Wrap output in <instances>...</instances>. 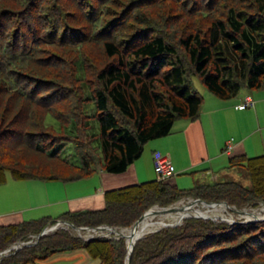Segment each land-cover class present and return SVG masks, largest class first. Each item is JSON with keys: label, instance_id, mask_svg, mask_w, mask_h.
Here are the masks:
<instances>
[{"label": "trees", "instance_id": "1", "mask_svg": "<svg viewBox=\"0 0 264 264\" xmlns=\"http://www.w3.org/2000/svg\"><path fill=\"white\" fill-rule=\"evenodd\" d=\"M5 1L0 0V186L7 183L8 173L15 181L64 183L91 179L101 170L126 173L150 142L171 135L178 121L200 117L204 97L193 85L194 76L222 101L234 100L245 90H264V0H208L199 5L187 0L181 13H175L179 0H9L16 7ZM157 7L166 9L163 16L149 13ZM70 10L78 11L81 19ZM180 20L184 26L176 27ZM63 23L90 29L88 40L84 29L65 33ZM133 24L139 26L135 36L120 42ZM90 42L102 46L101 68L92 67L81 52ZM56 50L62 59L66 50L75 53L65 77L47 60L59 55ZM40 58L43 64L37 63ZM70 82L79 96L74 108L59 111L54 105L64 100L52 94L53 88ZM88 103L96 107L91 116L85 111ZM35 107L41 111L36 113ZM50 118L58 127L48 123ZM91 120L97 122L98 133L90 134ZM48 128L60 138L44 135ZM71 147L76 164L63 157ZM21 148L56 166L49 170L42 162H11ZM230 164L247 172L252 187L231 181L182 190L157 180L110 191L103 210L0 227V253L35 240L60 222L126 229L151 208L184 199L236 207L264 201V157L235 156ZM77 249L103 264H126L128 256L124 239L85 241L60 229L0 258V264H32ZM262 263L264 222L231 227L203 219H188L181 227L138 241L132 258V264Z\"/></svg>", "mask_w": 264, "mask_h": 264}, {"label": "crops", "instance_id": "2", "mask_svg": "<svg viewBox=\"0 0 264 264\" xmlns=\"http://www.w3.org/2000/svg\"><path fill=\"white\" fill-rule=\"evenodd\" d=\"M249 97L255 102V107L244 110L238 109V106ZM165 139L159 140L165 141V146L162 143L157 146L155 143H159V141L150 142L145 147L142 157L131 165L124 174L113 175L101 170L89 180L61 182L68 186L71 185L70 188L66 189V191L70 189L71 192L59 200L58 203H62L59 205L66 207V211L59 216L65 213L103 210L106 207L105 194L107 192L159 180L154 163L156 155L163 154L160 152L170 153L173 157L174 152L176 153L173 160L181 165V173L179 174L195 172L198 168H205L206 165L210 164L212 166L215 159H222L226 156V161L222 160L228 164V168H224L226 171L219 174L208 167L202 176V179L206 181L200 179L202 181L195 182L191 187L192 189L199 186L215 185L220 182L221 178L228 177L229 173L237 169L230 167L231 157H264V90H245L231 101H222L211 94H205L200 117L196 120L178 121L172 134ZM230 142H233L231 152L228 151ZM207 180H212V182ZM83 181H89L83 184L85 185L83 190H87V192L85 191L86 193L80 195L79 189L72 185ZM25 182V192L19 191L18 184L11 194L1 196L3 193L0 192V227L37 220L35 219L36 216L47 205L46 201L43 200L46 190L43 193L38 186L39 182L42 181L29 180ZM171 182L180 188L177 179L172 177ZM4 185L0 186V189L7 187ZM28 215L33 217L29 219L27 218ZM96 261L103 264L100 260L94 259L87 250L77 249L60 252L48 259L38 260L32 264H96Z\"/></svg>", "mask_w": 264, "mask_h": 264}, {"label": "rangeland", "instance_id": "3", "mask_svg": "<svg viewBox=\"0 0 264 264\" xmlns=\"http://www.w3.org/2000/svg\"><path fill=\"white\" fill-rule=\"evenodd\" d=\"M17 1H19V0H17ZM73 1L76 2V0H73ZM204 1L206 3V1H208V0H200V1L198 0V3L196 1V4L199 5L202 2H204ZM5 2H9L8 5H10V6H13V7L15 6V4L13 3V1L11 2L9 0L8 1L6 0ZM94 2H96V1H94ZM179 2L180 3H179V6H178V9H177V11H175V13H181V12H183V11H180L179 9H180V7L182 8L183 2H184V4L187 3V0H179ZM196 4H192L189 7L192 8ZM171 5H172L171 2H168L167 3L168 8H170V9L172 8L171 10L175 9L173 7V5L172 6ZM184 8L185 9L187 8V4H186V6H184ZM165 10L166 9H161V8H158L157 7L156 9H154V11H151V12L149 11V13L150 14H153L154 13L155 15L156 14L157 15L158 14H161L163 16L164 13L166 12ZM70 12H72V13H70L71 15L74 14V16H75L74 18H76L77 20H78V18L81 19V17H80L81 15H80V13H78V11H76V10H70ZM66 13H68V12H66ZM66 19H68V18L66 17ZM66 22H68V21H66ZM183 26H184V22H183V20L182 21L180 20L176 27H183ZM61 27H62V29H64V32L65 33H67V31H73V30H75V28L78 31H81V30L84 29L85 30L86 39L89 38V31H90V29H88V28L85 29V28H83V26H78V25H74L73 26L70 23H63V25H61ZM128 28H129L128 34H126L125 39L122 38L120 40V42L122 40H125L126 42H130V41H127V40L129 38L134 37L135 36V33L137 32V30H139V26L134 25V24L132 25V27H128ZM61 32L59 33V35H61ZM61 37H59L58 40L61 39ZM69 39H70V37H68L67 42L69 41ZM89 41H90V39H89ZM69 42H72V41H69ZM81 48H82L81 49V52H83L84 57L86 58V60L90 63V65L92 67H94V66H96L98 68L103 67V65L105 64V59H104V55H103V51H102L101 44H95V43L90 42L89 44H86V45H84ZM47 49L48 50H53L50 47H47ZM55 53H59V51L56 50ZM48 54H50V53H48ZM72 54H75V53L72 52ZM72 54H71V51H67L66 50V55H64V59L65 60L62 59V58H60V57H58V56L62 55L61 53H59V55H57V54H54V55H51V56L50 55L49 56L47 55L49 59L45 55L44 58H47V60H50V62L53 65V68H56L57 73L59 75L65 77L66 71L67 70H71V67H69L70 66L69 63L72 62V60H71ZM43 61H44V59H41L40 58L37 63L38 64L39 63H42L43 64L44 63ZM57 78H59V77L57 76ZM192 82H193V85H194L195 89L198 91V93L202 97H205V94H211L206 89V87L204 86V84L202 83V81L198 77L194 76L192 78ZM73 87H75V85L70 82V84H66L64 86H56V87L53 88L52 94H55V97H57V98H59V96H60L61 100H64L61 103H58L57 105H54L57 110L64 112L66 110H69L70 105L74 108V106H75L74 102L77 100V97L79 95H76L75 94V93H78V92H77L76 88L74 89ZM60 90H64V91H61L60 92ZM69 93H70V95H68ZM46 104L48 106H52L51 103L48 100H47V103ZM39 106H40V104H39ZM34 111L36 113L37 112L39 113L41 110H39V108L37 107L36 109H34ZM34 111H32L33 114H35ZM85 111H86V114L87 115L91 116V115H93L95 113L96 107H95L94 104L88 103L86 105V107H85ZM48 123L49 124H53L56 127H58L57 126L58 123L56 122V120H53V119L50 118L48 120ZM90 124L93 127L90 130V134L98 133V125H97V122L91 120ZM42 132H44V135L47 134L50 138H53V136H55L56 137L55 140H58L60 138V136L57 134V132H54L50 128H48L46 131H42ZM159 140H166V139L165 138H162V139H158V140H155V141H159ZM161 143H162V145L165 146V141H159V143H155V144H157V146H158ZM154 149H156V148H154ZM160 153H163V155H166V156H170L171 157L172 161L174 162L173 163L174 164V167H175V169H177L176 176L175 177L172 176V177L175 178V179H177V182H178L180 188H182L183 190L184 189L185 190L192 189L191 187L197 181H202V180L203 181H206V180L202 179V176H203V174L206 173L205 171L208 169V167H211L215 172H217L219 174L222 173L223 171H226L224 168H228V164H226V162L224 163L222 161V160H225L226 161V159H225L226 156H225L222 159L221 158L215 159V161H213L212 166L210 164V165H206L205 168H198V170H195V172L192 171L193 173L192 172L191 173L190 172H186L184 174H179V173H181V171H180L181 165H179V163H177L176 161L173 160L175 158V156H176V153L174 152V157L170 153L167 154V152H160ZM12 156L13 157L10 158L11 162H13V161L16 162V161H20L21 160L26 165L36 164V166L37 165L40 166V163L42 162L45 165H47V164L49 165V170L54 169V167L56 166L54 163H49V162L47 163L45 160H42V158H40V157L37 158L32 153H29V152H27L25 150L22 151V148L19 149L17 151V153L16 152L15 153L13 152V155ZM67 156H69L68 158L70 159V161L72 163H74V164L78 163L77 158L75 156H73L72 147L69 148L66 151V153L64 154L63 157L66 158ZM236 168H237L236 170H234L231 173H229V176L228 177L221 178L220 182L239 181L242 184H244L246 187H252V183H251V180H250L247 172L244 171L239 166H237ZM228 172H230V171H228ZM172 177L169 178L168 181H167L170 184L172 183L171 182ZM200 179H202V180H200ZM207 181H209V180H207ZM85 182H89V181H83L82 183H77L76 185H72V186H74V188H78L79 189L80 195H82V194H84V193L87 192V190H85L86 192L83 190V189H85V185H83V184H85ZM209 182H212V180L209 181ZM25 184H26L25 181H21V182L20 181L19 182L13 181L11 175L8 173L7 174V183L4 185V186H7V187L5 189H0V192L3 193L1 196H3L4 194H11L16 189V185H17V187H18V189H19L20 192H25L26 191V190H24ZM91 184L93 185V183H90V185ZM38 186H40V188H41V190H42L43 193H44V190H46V193H44L43 200L46 201L47 205L40 211V214H38L36 216L37 218H35V219L38 220L39 218L41 219V218H44V217L57 218L60 214H62V213H64L66 211L65 210L66 207H64L63 205H59V204H62V203H58V202H59L60 199L65 198L67 193L70 194L71 190L69 189L68 191H66V189L70 188L71 185L68 186V185H65L64 183H61V182H46V181H42V182H39V185ZM59 196H61V198H59ZM193 200H196V199H193V198L184 199V200H181V201H179V202H177V203H175V204H173V205H171L169 207L182 208L185 205H190V202H192ZM213 203H224V202H213ZM230 206L233 207V208H235V209H237L238 211H244V212L250 213L252 215H255L258 218H264V212H263V209H264V201L258 202V203H251L250 202V203L245 204L242 207H236V206H232V205H230ZM156 207H159V206H156ZM169 207H167V208H169ZM159 208H162V207H159ZM197 208H199L200 210H204V208L201 209L200 206H197ZM219 215H220V217H219ZM208 216H210L213 220H210V219H203V220H209V221L215 222V223H217L219 225H225L226 224V225L231 226V227H236L237 225H249V224L260 223V222L250 223V222H253V219L252 220H248L246 216H243L241 214L235 213V212H233L232 210H229V209H228V211L226 213H222V214L221 213H218V214L211 213ZM30 217H33V216L32 215H28L27 216V218L31 219ZM162 219L163 218H161V217L155 218V220H154V222H155L154 223V226L151 229H153L155 227L158 228L161 225L160 224L161 222H163V223L165 222L164 224H167L169 226L175 225V224H179V223H176V222L173 223V221H170L168 219H163V220ZM188 219H196V218H188ZM188 219H184L183 221H181L180 222L181 224L178 227L183 226L184 223H185V221L188 220ZM131 228L132 227L126 228V229H131ZM166 228H173V227H162V228H159V229L164 230ZM159 229H157V230H159ZM64 230H66V229H64ZM162 230H160V231H162ZM68 231L71 232L74 236L79 237V234L76 233L75 231H72L71 229L68 230ZM153 232L147 234L146 237L152 235ZM82 236L85 239H90L91 234H88L87 232H85V233H82ZM95 237L96 238L113 239L114 238V235H109L107 232H103V233L96 234ZM32 241H34V240H32ZM237 244L238 243L235 242L233 244H230V246H234V245H237ZM230 246H227V248H230ZM96 264H100V262L99 261H96Z\"/></svg>", "mask_w": 264, "mask_h": 264}, {"label": "water", "instance_id": "4", "mask_svg": "<svg viewBox=\"0 0 264 264\" xmlns=\"http://www.w3.org/2000/svg\"><path fill=\"white\" fill-rule=\"evenodd\" d=\"M222 205L226 206L229 210H232L233 212L238 213V214H241L243 216L247 213V212H244V211H238L237 209L231 207L227 203H209V202L203 201L201 199L193 200L192 202H190V205L189 206H195V207L200 206V207L206 209V208H213L214 206H222ZM156 209H159V210L163 211V213H168V212H173L175 208H173V207H169V208L154 207L151 210H149L148 212H146L132 226L131 229H119V228H114V227H109V226H102V227L94 228V229H91V228H77L76 226H74L72 224L60 222V223L56 224L55 226L47 227L39 236H37L35 238V241L34 242H28V243H23V244H19V245H14L11 248H9L8 250H6L5 252L0 253V258L7 257L11 253L18 252L19 250L23 249L24 247H32V246L36 245L40 241V239H42L43 237H46V236H48L50 234H53L56 231H58V230H60V229L63 228V229H66V230H70L71 229L72 231H75L76 233L79 234V237L82 238V239H84L85 241L94 240L96 238L95 237L96 234L103 233V232H107L109 235H114V238L113 239H116V240L124 239L126 241V243H127V249H128V256L126 258V264H132V258H133V253H134V250H135V246H136V244H137L138 241L142 240L146 236H143V237L138 238L136 241L133 242V244L130 247L129 241H128V237L126 235H120V233H122L124 231H128V230H132V231L133 230H136L137 228H139V226L143 223V221L147 217H149L153 212H155ZM188 218L210 219V220H213L210 216H202V215L190 216V217H187L186 219H188ZM255 222H264V218L255 217L253 219V222H250V223H255ZM180 224L181 223L175 224V225H171V226L166 225L164 227H178ZM160 230H162V229L156 230L152 234L158 233ZM85 232H87L88 234H91L90 239H85L82 236V233H85Z\"/></svg>", "mask_w": 264, "mask_h": 264}, {"label": "bare ground", "instance_id": "5", "mask_svg": "<svg viewBox=\"0 0 264 264\" xmlns=\"http://www.w3.org/2000/svg\"><path fill=\"white\" fill-rule=\"evenodd\" d=\"M201 209L203 208L201 207ZM227 211H228V208L224 205L214 206L213 208H206V209L204 208V210H200L199 208L195 206L185 205L182 208H175L173 212H168V213H163V211L156 209L155 212H153L149 217H147L143 221V223L139 226V228L133 231L132 230L124 231L120 233V235H126L128 237L129 245L131 247L133 242L136 241L138 238L146 236L147 234L153 231H156L157 229L162 228L167 225V224H164L165 222L164 223L161 222L160 223L161 225L158 228L155 227L151 229L154 226V223H155L154 220L157 217L168 219L170 221H173V223L174 222L180 223L181 221H183L184 219L190 216H194V215L208 216L211 213L213 214L221 213L222 214V213H226ZM263 212H264V209H263ZM244 216H246L248 220H252L256 217L255 215H252L250 213H246Z\"/></svg>", "mask_w": 264, "mask_h": 264}, {"label": "built area", "instance_id": "6", "mask_svg": "<svg viewBox=\"0 0 264 264\" xmlns=\"http://www.w3.org/2000/svg\"><path fill=\"white\" fill-rule=\"evenodd\" d=\"M254 107H255V102L251 97H249L246 99V101L243 104L238 106V109L244 110L247 108H254ZM232 149H233V142H230L228 144V151L231 152ZM154 166H155V172L158 175L159 180L162 181H168V179L174 176V174L176 173V169L173 165L171 157L163 154L156 155Z\"/></svg>", "mask_w": 264, "mask_h": 264}]
</instances>
